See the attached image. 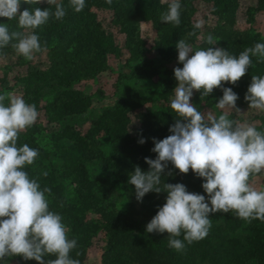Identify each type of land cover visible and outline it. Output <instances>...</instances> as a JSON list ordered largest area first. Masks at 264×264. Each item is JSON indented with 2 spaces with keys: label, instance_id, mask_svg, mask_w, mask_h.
<instances>
[{
  "label": "trees",
  "instance_id": "obj_1",
  "mask_svg": "<svg viewBox=\"0 0 264 264\" xmlns=\"http://www.w3.org/2000/svg\"><path fill=\"white\" fill-rule=\"evenodd\" d=\"M100 1L109 3V0ZM192 2V0H182L179 26L174 24L172 26V23L161 21V14L167 11L168 4L161 5L156 0H111L109 3L115 12V22L123 27L126 35L130 38L137 35V24L143 11L150 17L152 26L157 30L171 29L163 41L152 42L148 50L153 57V62L148 61V64L153 67L151 72H156L159 67L165 68L163 74L167 75V78L159 79L158 103L168 107L174 98L173 91L177 86V83L169 79V76L174 75L176 67H183L178 63L175 42L180 36H185L187 30L190 29L188 20L194 10ZM213 3L210 18L214 23L212 34L219 40L216 47L238 56L245 48L252 47L259 42L253 29H249L243 34L233 29L239 6L238 0H214ZM62 5L67 9V14L62 20L50 18L45 25L35 30V34L40 37V42L42 44L46 42L47 50L43 53L46 54L51 69L43 71L29 63L26 76L19 79L26 86V96L29 99L27 102L35 104L38 113H44L48 122L55 120L60 125L58 132L52 134L45 131L46 129L41 124L33 125L23 131L18 140V144L27 143L39 151V156L34 164L27 166L25 170L32 178L38 179L42 188L45 186L51 188L50 210L68 214L92 212L89 210L91 205L94 211L92 213L98 216V219L95 220L100 226L97 229L100 239L109 246L108 252H104L103 256L99 258V264H264V227L260 220H253L249 223L247 229L251 235L247 237L243 246L239 242H234L235 250L233 252L223 250L222 237L217 227L211 228L208 235L202 240L195 241L190 245L185 241L184 250L176 251L169 247L168 240H164L166 238L164 235L159 237L156 233H147L146 227L132 220L131 217L118 219L115 215V218L120 221L119 223L115 218L105 214V208L104 210L99 207L97 194H106L107 188L104 181L92 182L88 176L87 165L99 158L93 153L94 145L108 149V155L102 162L116 185L127 188V190H135L134 186L128 183L129 174L134 172L135 166H139L145 172L149 170L145 158H156V154L151 151L154 147L153 138L162 140L170 135L169 128L175 123L177 114L173 113L171 109H156L149 115H140L139 133L137 131L129 134L125 130L122 122H119L118 119L125 117L129 111L137 109L147 101H145V95L142 92L132 93L130 88L120 89V83L128 78L147 79L151 76L144 66L133 68L130 66L129 60H126L125 68L128 70L126 73L118 74L114 86L115 94L119 95L114 107L119 108V111L115 108V112L113 110L104 112L97 119H92L90 125L78 126L80 119L87 114L91 100V95H87L82 90L83 82L89 79L93 80L104 72L100 70L103 67L99 68L95 59L100 60L101 64H105L109 55L118 58L121 54L113 44L100 46L101 39L104 36L109 37V33L106 34L103 27L105 24L101 22L102 20H97L95 15L90 12L88 0H86L84 9L78 13L69 6V0H63ZM257 5V11L264 9V0H257ZM36 7L41 10L48 8L52 11L55 10V5H48L46 2L40 4L30 2L29 4L22 3L21 11L24 8L34 9ZM3 21L9 25L11 30H14V26L18 22L16 19L8 22ZM184 27L187 29L184 30ZM189 37L188 43L191 44L193 38ZM207 47L209 45H206ZM3 51H7L4 55L13 54L11 46ZM138 55L139 53H136L130 59L137 60ZM155 61H157V69H155ZM91 64L97 65L98 68L94 69L95 67ZM257 67V70L249 68L245 76L235 85L225 82L223 87L246 95L250 86V78L253 75L264 73V61H259ZM0 84L8 86L7 81H0ZM46 88H49L51 96V99L48 100H45L43 94V90ZM98 94L102 96L101 93ZM201 95V92L194 91L191 99L198 110L206 114H208L207 109L215 108V112L219 110L216 108L218 103L216 97L212 94L204 97ZM245 106L249 107V104L247 103ZM110 117H114V119L111 120ZM252 118L253 126L257 130L264 131V112L257 111ZM231 119L241 122L245 120L238 116ZM78 127L82 129H78ZM141 139L145 140V143L140 144L139 140ZM169 170L172 175L162 177V184L163 182L172 184L176 169L169 164L166 172ZM44 172L48 173L46 177L42 175ZM202 184V181L198 180L194 183L192 191L204 195L207 200V194L204 192ZM67 185L71 188V192L75 193L76 201L74 203H69L66 196ZM165 193L161 192V194ZM145 197L152 210H158L165 201L158 202L152 198L150 193ZM61 204L63 207L60 206ZM109 214L111 213L109 212ZM234 215L236 217L234 222L237 226L240 224L239 221L243 220L236 214ZM77 227L80 231V234L75 238L78 247L70 255L83 264L82 257L88 246V235H86L84 243L80 244L79 242L84 236L83 225L78 224ZM179 239H183V235ZM124 246L130 247L133 253L131 256L127 257L124 252L119 251V248H124ZM77 252L79 256L81 255V259L77 256ZM46 257L55 259V256ZM28 264H34V260L29 261Z\"/></svg>",
  "mask_w": 264,
  "mask_h": 264
},
{
  "label": "clouds",
  "instance_id": "obj_2",
  "mask_svg": "<svg viewBox=\"0 0 264 264\" xmlns=\"http://www.w3.org/2000/svg\"><path fill=\"white\" fill-rule=\"evenodd\" d=\"M30 2H46L55 5V10L36 7L21 11L22 3ZM69 6L81 12L86 0H69ZM181 7L180 0H171L161 21L179 26ZM66 14L67 9L57 0H0V18L18 20L19 29L11 30L7 23H0V59L9 46L28 60L45 52L46 42H40L35 30L50 18L62 20ZM202 24L198 22L195 29ZM195 35V31L189 33ZM206 43L209 47L199 49L185 39L176 43L178 63L183 67L174 69L178 84L170 107L177 118L169 128L170 135L162 140L153 138L151 151L156 158H145L149 170L135 166L128 180L138 202L150 192L167 193L166 202L146 225V231L167 233L168 245L176 251L184 250L185 241L190 245L208 235L211 214L232 211L248 223L264 221V189L251 183L252 177L264 171V131L231 119L226 112L218 116L203 113L191 102L194 91L204 97L221 88L223 96L216 108L241 114L236 106L238 95L223 84L235 85L252 67L253 57L264 61V43L247 47L238 56L216 47L218 39L211 34ZM244 99L250 109L264 111V76H252ZM38 116L35 104L12 92L0 94V261L7 264V258L15 256L36 264H80L70 255L78 247L77 240L69 237L70 229L62 215L50 210L51 188H42L38 179L25 170L34 164L39 151L27 143L18 144V140ZM169 164L181 174L191 170L203 179L207 200L204 195L189 192L182 183L162 184V177L172 175L170 170L166 172ZM42 175L46 177L48 173ZM181 235L183 239H179ZM46 256L55 259L46 260Z\"/></svg>",
  "mask_w": 264,
  "mask_h": 264
},
{
  "label": "rangeland",
  "instance_id": "obj_3",
  "mask_svg": "<svg viewBox=\"0 0 264 264\" xmlns=\"http://www.w3.org/2000/svg\"><path fill=\"white\" fill-rule=\"evenodd\" d=\"M98 1V2H97ZM100 0H88V5L90 12L95 15L97 20H102L101 22L105 24L104 30L109 33V37L104 36L100 41V46L104 47V45H111L113 44L114 47L118 48L121 56L115 57L114 55H109L108 60H106L105 64H101L100 60L95 59V62L98 64L100 70L104 71L103 73L99 74L95 79L85 80L82 85V90L87 94L91 95V100L89 102L87 108V114L80 119L79 125H84V127L90 125L92 119H97L102 113L112 111L115 112L116 110L119 111V108L116 106L114 107L115 103L118 100L119 95L115 94L114 86L117 82V77L119 73H126L127 68H125L126 60H129V64L131 67L135 68L137 66H144L145 70L149 71L151 76L147 79H133L128 78L126 80L121 81L119 88L120 89H129L131 92L139 91L145 95V103L140 105L137 109L133 111H129L125 117L118 119L119 122H122L125 130L129 134L139 133V127L141 122L140 115H149L154 110H167L171 109L167 105L159 104L158 103V95L160 91V82L159 79L167 78L165 74H163L165 68L156 67L157 61L154 62L156 72H151L152 68L148 61L153 62V57L148 51L152 42H160L164 40L165 35L170 30L164 29H156L152 26L150 22V17L143 11V14L140 18L139 23L137 24L136 36L130 38L127 36L126 32L123 30L119 24L115 22V15L114 10L110 7L108 1H100ZM144 1V0H140ZM155 1V0H154ZM161 5H167L171 2V0H156ZM192 5L194 10L191 13V17L189 18V26L190 29L187 30L185 36H180L179 39H185L187 42L189 41V33L195 31L196 35L192 36L194 49L199 48H206V37L208 34L213 35L212 26L213 22L211 20V9L214 5V0H192ZM63 0H57V3L62 4ZM182 0H180V3ZM239 6L237 9L236 14V23L233 29L243 34L244 32L248 31L249 29H253L255 31L256 36H258L259 42H264V9L256 10L257 0H238ZM182 4V3H181ZM144 9V7H143ZM5 18H0V23H4ZM3 21V22H2ZM203 21L202 27L200 29H195V25ZM173 26V24H172ZM187 27H184V30ZM14 30L18 29V22L14 26ZM179 39L175 42L177 43ZM219 41V40H218ZM6 50V49H4ZM13 54L3 55V58L0 59V81H7L8 86L6 87L4 84H0V94L4 92H12L14 95L22 97L25 102L29 99L26 96L25 84L19 79L24 78L26 76L27 64L31 63L37 66L39 69L45 71L50 70V62L47 60V56L44 53H39L34 56V59L28 60L22 55H18L14 49L11 48ZM7 51H3V54ZM139 53L137 60H132V55ZM39 55V56H38ZM90 57V56H89ZM91 58V57H90ZM100 59V58H99ZM88 61V60H87ZM258 58H252V68L257 70ZM95 65V64H94ZM94 69L98 68L97 65L94 66ZM131 73V70H129ZM257 76H264V73ZM141 78V77H140ZM169 79H171L174 83L178 84V81L175 79L174 75H170ZM251 79L249 81V85L251 84ZM117 91V90H116ZM119 92V90H118ZM98 93H101L100 96ZM238 95L239 99L236 102V105L241 110V114L235 113L233 110L219 109L215 112L214 109L206 110L208 114L216 115L227 113L229 118H236L237 116L240 118L245 119L244 122H248L254 125L253 116L255 112H264L261 110L250 109L245 105L247 102L245 101V93L239 94L238 92H234ZM45 100L51 99L49 94V88L43 90ZM214 97L217 98V102L223 96L222 89H214L211 93ZM93 95V96H92ZM192 102V101H191ZM7 103V101H5ZM28 103V102H27ZM243 107V108H242ZM116 108V110H115ZM174 113V111L171 109ZM176 114V113H175ZM111 120L114 117H110ZM42 125L48 133H56L59 130L60 125L57 124L55 120L52 122H48L45 117L44 113H40L37 119V122L34 124ZM78 129H82L78 127ZM44 131V132H45ZM83 132V131H82ZM136 135V134H135ZM136 147L135 145L133 146ZM94 155L96 158L91 163L87 165V172L90 181L92 182H100L104 181V185L107 188L106 194L102 195L101 193L97 194L99 199V207L105 208V214L109 217L115 218V215L118 219L123 218H132V220L142 224L146 227V225L151 221V219L157 214L158 210H152L148 204L146 197H143L142 202H138L135 195V190L127 188H121L117 186L116 183L111 179L108 175V172L104 168L103 160L107 157L108 149L104 148L100 145H94ZM198 180H201L202 183L205 181L201 178H198L191 170L188 174H181L178 170L174 172L172 178V184L182 183L186 186L189 192H193L192 188L194 183ZM251 183L257 189H264V171L259 174H256L254 177L251 178ZM66 196L69 200V203H74L76 201L75 193L71 192V188L67 185L65 188ZM153 199L157 200L158 202H166L167 193H155L150 192ZM207 194V193H206ZM80 207V206H78ZM89 210L93 211L91 205L89 206ZM92 212H77L75 214H68L67 212H58L63 217V222L67 225L70 229L69 237L70 238H77L80 234L79 228L77 227L78 224L83 225L84 236L80 240V244H83L86 235H88L87 239V247L86 252L83 255V264H99L98 261L104 252H108L109 246L104 243V240L100 239L98 228H100L99 223L96 222L95 219H98V216H95ZM109 212L111 214H109ZM235 213L230 211L229 213H222L218 212L215 214H211L210 218L212 221V227H217L219 229L222 244L224 245L223 250L228 252H233L234 242H239L241 246H243L245 240L251 232L247 229L249 223L246 221H239L240 224L236 226L234 220L236 221ZM123 217V218H122ZM115 218L119 223L120 221ZM257 222V221H256ZM261 225L264 227V221L260 222ZM87 233V234H86ZM159 237L164 235L166 238L164 240H168V234H158ZM240 248V246H237ZM119 251L124 252V254L129 257L131 254L130 247L124 246V248H119ZM109 253H112L109 251ZM81 259V255L79 256ZM51 259V257H45V259ZM28 264L29 261H24L20 257L16 258H7V264ZM0 264H4L3 261H0ZM36 264V261H34Z\"/></svg>",
  "mask_w": 264,
  "mask_h": 264
}]
</instances>
